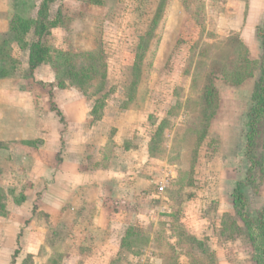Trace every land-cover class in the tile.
<instances>
[{"label":"rangeland","instance_id":"1","mask_svg":"<svg viewBox=\"0 0 264 264\" xmlns=\"http://www.w3.org/2000/svg\"><path fill=\"white\" fill-rule=\"evenodd\" d=\"M42 1L0 0V48L16 61L0 53L15 69L0 78L2 106L24 105L36 134L0 155V247L17 250L0 264H254L232 193L250 165L244 134L264 59V0H52L51 58L30 74L9 23L17 8L37 18ZM255 149L261 165L242 188L252 218L264 206L263 118ZM89 174L102 182L98 196L114 181L133 190L109 203L141 214L118 243H89ZM22 219L17 235L3 228Z\"/></svg>","mask_w":264,"mask_h":264},{"label":"trees","instance_id":"2","mask_svg":"<svg viewBox=\"0 0 264 264\" xmlns=\"http://www.w3.org/2000/svg\"><path fill=\"white\" fill-rule=\"evenodd\" d=\"M51 1L52 0H43L41 2L39 10L37 12L38 17L35 19L22 16L18 13V11L20 12L22 7L24 9L26 7V1H22L21 8H17L15 17H13V19L9 23L8 33L12 34L13 39L21 43L22 47L28 48L27 64L28 72L30 74H32L33 71L36 70V68H38L41 64L49 62L51 58L52 49L43 40L44 35L48 32L50 27L57 25L53 20L51 21L47 18L49 9L48 7ZM31 29V32L33 33L35 39L28 42L27 40H25V35ZM258 36L261 39L262 50L264 53V23L263 26L258 30ZM1 48L0 53L3 55V60H9L10 64L14 65L16 61H13L11 59L9 55V49H7L6 46L2 49ZM59 55V59L65 61L68 69L74 71L75 67L72 64V58L65 53H60ZM137 56L138 54L136 53V58ZM3 60H1L0 62V77L11 76L15 69L13 67L11 69L6 68V65L2 63ZM135 65L136 63L134 64V66ZM75 72L78 73L79 69H76ZM80 80L76 79L75 82ZM57 84L61 88L65 86L64 82L59 81ZM209 92L212 93L213 90L210 89ZM106 95L107 93L96 100L92 112L94 115L98 110L104 107ZM210 95H207L206 97L209 105L213 103V101L210 100ZM49 103L51 110L55 111V113L60 116V120H62L61 112L57 109L54 101L50 100ZM262 118L264 119V59L260 67L259 77L255 84V89L252 96V104L247 113V130L244 134V156L247 158L250 165L247 169V173L244 179L245 182H237L232 193L233 206L237 210L238 214L241 215L247 227V235L255 254L253 257L254 264H264V206L260 211L256 212L255 218L249 217L246 211V204L242 188L255 175L257 169L261 165L260 159L258 160L256 156L255 142L258 135V126ZM25 142L31 145L35 144L34 140ZM21 199H24V197H21ZM3 210H5V205L4 203L0 202V215H5ZM16 253L17 250H15L14 254Z\"/></svg>","mask_w":264,"mask_h":264},{"label":"crops","instance_id":"3","mask_svg":"<svg viewBox=\"0 0 264 264\" xmlns=\"http://www.w3.org/2000/svg\"><path fill=\"white\" fill-rule=\"evenodd\" d=\"M6 100L7 102L11 103V101H9L8 99ZM2 103L3 101H1L0 98V147L3 146V148H0V155L4 153L2 152L3 149H5L4 145H9L11 142L19 140L31 141L35 140L36 138L35 131L31 130L29 124L25 122L26 117L23 111L24 105L18 103L17 106L10 105V109H7L8 105L4 104L5 106H2ZM11 113L12 115H10ZM98 183L102 182H98L97 179L95 180V176H93V174H89V243H95L94 240L96 238L100 240L102 239L103 243H118L119 239L123 236V233L122 235H119V232L127 228L125 227L124 223H126V221H128L131 216H133V218L140 216L141 218V214L140 212H137V214L131 215L132 213H122L120 210L119 212H116L117 206L114 204H116L117 201L115 200L119 199L121 204L126 203L128 201V197L130 198V194H133L134 196L133 190L128 189V187L120 189L119 187H117L119 182L114 181L112 184L108 183L105 186L101 193V195L103 196L102 197L101 195L98 196V194H96L94 188V184ZM106 187H108V189H106ZM131 187L136 188L137 185L134 184L131 185ZM110 189H112V191ZM27 190L28 188L25 190V196H27ZM107 190H109V193H107ZM133 198L134 197H132V201ZM109 203L114 204L111 205ZM22 214L23 213L21 211V216H23ZM23 226L24 220L22 219L17 220L13 225H4L3 228H9L11 231H13L14 235H17V232L20 231ZM22 229L24 230V228ZM4 234H9V232L5 230ZM93 237H95V239ZM27 246L29 247V243H27ZM11 247L13 249L14 244H11ZM14 252L8 253L7 249L0 247V257H4V262L7 261V259L5 258H8L10 255L13 259L15 255ZM12 262L10 263L12 264Z\"/></svg>","mask_w":264,"mask_h":264}]
</instances>
